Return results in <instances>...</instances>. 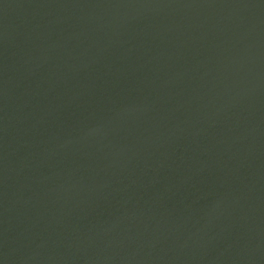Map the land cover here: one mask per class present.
Wrapping results in <instances>:
<instances>
[{"label":"water","instance_id":"water-1","mask_svg":"<svg viewBox=\"0 0 264 264\" xmlns=\"http://www.w3.org/2000/svg\"><path fill=\"white\" fill-rule=\"evenodd\" d=\"M0 264H264V0H0Z\"/></svg>","mask_w":264,"mask_h":264}]
</instances>
